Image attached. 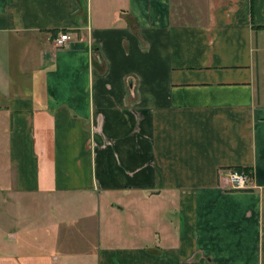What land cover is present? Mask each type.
Returning <instances> with one entry per match:
<instances>
[{
    "label": "crops",
    "instance_id": "crops-1",
    "mask_svg": "<svg viewBox=\"0 0 264 264\" xmlns=\"http://www.w3.org/2000/svg\"><path fill=\"white\" fill-rule=\"evenodd\" d=\"M0 264H264V0H0Z\"/></svg>",
    "mask_w": 264,
    "mask_h": 264
},
{
    "label": "built area",
    "instance_id": "built-area-1",
    "mask_svg": "<svg viewBox=\"0 0 264 264\" xmlns=\"http://www.w3.org/2000/svg\"><path fill=\"white\" fill-rule=\"evenodd\" d=\"M75 35L70 32H61L54 40L56 47L64 48L68 42L74 40ZM224 172L232 189L240 190L250 188L251 176L247 170L234 168Z\"/></svg>",
    "mask_w": 264,
    "mask_h": 264
},
{
    "label": "trees",
    "instance_id": "trees-1",
    "mask_svg": "<svg viewBox=\"0 0 264 264\" xmlns=\"http://www.w3.org/2000/svg\"><path fill=\"white\" fill-rule=\"evenodd\" d=\"M240 169V168H239ZM240 170H242V169H240ZM244 170H247V169H244Z\"/></svg>",
    "mask_w": 264,
    "mask_h": 264
}]
</instances>
